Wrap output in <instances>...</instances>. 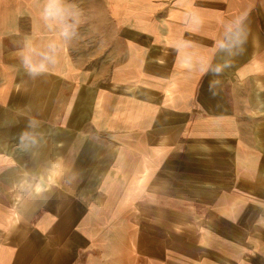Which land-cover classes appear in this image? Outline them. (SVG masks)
<instances>
[{"label": "crops", "instance_id": "crops-1", "mask_svg": "<svg viewBox=\"0 0 264 264\" xmlns=\"http://www.w3.org/2000/svg\"><path fill=\"white\" fill-rule=\"evenodd\" d=\"M0 264H264V0H0Z\"/></svg>", "mask_w": 264, "mask_h": 264}, {"label": "clouds", "instance_id": "clouds-1", "mask_svg": "<svg viewBox=\"0 0 264 264\" xmlns=\"http://www.w3.org/2000/svg\"><path fill=\"white\" fill-rule=\"evenodd\" d=\"M44 17L45 19L51 18L52 20L63 22L64 20L63 10L55 6L54 4H49L44 10ZM238 23L240 22L238 21ZM70 27L73 26L65 24L60 35L63 37H69ZM25 64L31 72H39L46 70L45 65L43 63L39 65L32 64L30 58L27 56L25 57Z\"/></svg>", "mask_w": 264, "mask_h": 264}, {"label": "rangeland", "instance_id": "rangeland-1", "mask_svg": "<svg viewBox=\"0 0 264 264\" xmlns=\"http://www.w3.org/2000/svg\"><path fill=\"white\" fill-rule=\"evenodd\" d=\"M32 224V227L34 226V225H36L37 223H31ZM76 227H74L75 229H80V224L79 223H73ZM129 250H130V248L129 247H126V246H121L120 247V251H122V252H120L119 254H118V256H119V260H121V261H131V260H133V259H131V257H133V255H131V254H129ZM134 260H136V259H134ZM139 260H142L141 258L139 259Z\"/></svg>", "mask_w": 264, "mask_h": 264}]
</instances>
